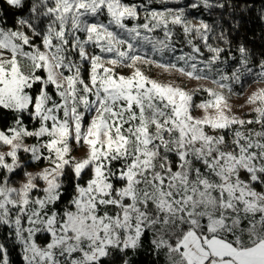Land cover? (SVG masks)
<instances>
[{
  "label": "snow or ice",
  "instance_id": "obj_1",
  "mask_svg": "<svg viewBox=\"0 0 264 264\" xmlns=\"http://www.w3.org/2000/svg\"><path fill=\"white\" fill-rule=\"evenodd\" d=\"M0 264H264V0H0Z\"/></svg>",
  "mask_w": 264,
  "mask_h": 264
},
{
  "label": "trees",
  "instance_id": "obj_2",
  "mask_svg": "<svg viewBox=\"0 0 264 264\" xmlns=\"http://www.w3.org/2000/svg\"><path fill=\"white\" fill-rule=\"evenodd\" d=\"M252 27H254L255 30H259V28L261 27V25L259 24V22L255 23L254 25H250ZM253 87H255V85H253Z\"/></svg>",
  "mask_w": 264,
  "mask_h": 264
}]
</instances>
